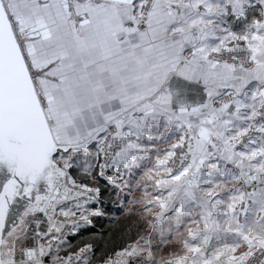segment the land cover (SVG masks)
Instances as JSON below:
<instances>
[{"label": "snow or ice", "instance_id": "snow-or-ice-1", "mask_svg": "<svg viewBox=\"0 0 264 264\" xmlns=\"http://www.w3.org/2000/svg\"><path fill=\"white\" fill-rule=\"evenodd\" d=\"M0 264H264V0H0Z\"/></svg>", "mask_w": 264, "mask_h": 264}, {"label": "trees", "instance_id": "trees-1", "mask_svg": "<svg viewBox=\"0 0 264 264\" xmlns=\"http://www.w3.org/2000/svg\"><path fill=\"white\" fill-rule=\"evenodd\" d=\"M99 187L101 188V196L96 206L101 208L104 214L95 217L93 223L74 238L72 243L75 245L82 241H91L100 251H104L106 246L111 247L113 244L121 242L120 228L115 222L121 212L118 202L114 203L115 199L111 188L105 184L103 178L99 180ZM109 235H111V239L107 244H104V240H108L105 238H109Z\"/></svg>", "mask_w": 264, "mask_h": 264}, {"label": "rangeland", "instance_id": "rangeland-1", "mask_svg": "<svg viewBox=\"0 0 264 264\" xmlns=\"http://www.w3.org/2000/svg\"><path fill=\"white\" fill-rule=\"evenodd\" d=\"M113 198L115 199L114 196H113ZM118 205H119V203H118ZM130 219H131L130 217H126L122 213L116 218L115 222H116L117 226H119V228H120V233L119 234H121V232L127 226V224L129 223ZM122 221H123V223H122ZM111 235H109V238H105V239H108V240H104V244H107L109 242V240L111 239Z\"/></svg>", "mask_w": 264, "mask_h": 264}, {"label": "crops", "instance_id": "crops-1", "mask_svg": "<svg viewBox=\"0 0 264 264\" xmlns=\"http://www.w3.org/2000/svg\"><path fill=\"white\" fill-rule=\"evenodd\" d=\"M196 99H198V97H196V96L189 97V100L191 102H195Z\"/></svg>", "mask_w": 264, "mask_h": 264}]
</instances>
